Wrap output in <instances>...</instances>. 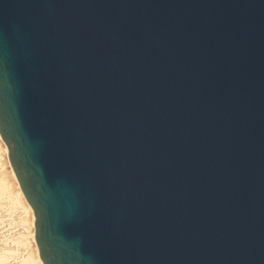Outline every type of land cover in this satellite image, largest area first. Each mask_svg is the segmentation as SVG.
I'll return each instance as SVG.
<instances>
[{
    "label": "water",
    "instance_id": "obj_1",
    "mask_svg": "<svg viewBox=\"0 0 264 264\" xmlns=\"http://www.w3.org/2000/svg\"><path fill=\"white\" fill-rule=\"evenodd\" d=\"M0 136L42 264H264V0H0Z\"/></svg>",
    "mask_w": 264,
    "mask_h": 264
},
{
    "label": "rangeland",
    "instance_id": "obj_2",
    "mask_svg": "<svg viewBox=\"0 0 264 264\" xmlns=\"http://www.w3.org/2000/svg\"><path fill=\"white\" fill-rule=\"evenodd\" d=\"M7 150L0 142V264H39L33 211L19 195Z\"/></svg>",
    "mask_w": 264,
    "mask_h": 264
},
{
    "label": "bare ground",
    "instance_id": "obj_3",
    "mask_svg": "<svg viewBox=\"0 0 264 264\" xmlns=\"http://www.w3.org/2000/svg\"><path fill=\"white\" fill-rule=\"evenodd\" d=\"M0 142H1V144L6 148V145H5V143L3 142L1 136H0ZM6 156H8V150L6 151ZM7 162H8V164H10V163H9V159H8V157H7ZM11 170H12V169H11ZM12 173L14 174L13 170H12ZM14 180H15L16 183H17V186H18V192H19V195H20L21 198H22L23 203L26 204V206H27L28 209H29V208L31 209V207L28 205L27 201L25 200V197L23 196V194H22V192H21V190H20V187H19V184H18V182H17V179H16L15 175H14ZM29 211H30V210H29ZM31 212H32V211H30V213H31ZM31 215H32V217H31V218H32V222H34L35 217H34L33 213H32ZM34 235H35V230H34V232H33V236H34ZM34 241H35V238H34ZM37 258H39L38 250H37ZM38 262H39V264H42L40 258L38 259Z\"/></svg>",
    "mask_w": 264,
    "mask_h": 264
}]
</instances>
